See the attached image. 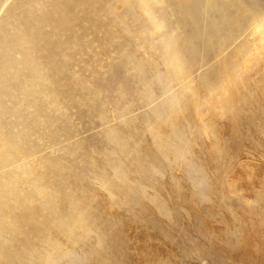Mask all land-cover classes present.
I'll return each mask as SVG.
<instances>
[{
  "label": "rangeland",
  "instance_id": "1",
  "mask_svg": "<svg viewBox=\"0 0 264 264\" xmlns=\"http://www.w3.org/2000/svg\"><path fill=\"white\" fill-rule=\"evenodd\" d=\"M233 1L235 2L229 5V9L236 8L238 2L237 0ZM259 1L264 6L262 2L264 0ZM226 2H229V0H226ZM186 12L187 11L181 10L179 7H174L173 10L171 9V12L168 10L170 18L167 23H171L172 25L167 24V29L164 27L166 31L163 30L164 33L169 36V34L172 33L171 29H175V34L178 36L180 35V37L177 36V43H179L180 38H185V36V42L193 45L197 43L196 45L199 51L197 49L191 50L189 46L190 49L185 50L187 59H190H188V66L183 68L179 75H175L171 78L170 75L168 76L169 69L165 66L166 49L164 48V41L167 35L162 42L159 40L160 38L156 39L150 37L149 45H145V47H134L135 56L133 58L135 60H133L135 63L126 67L125 74L129 76L130 79L128 86L132 89V92L134 91L128 98L120 97L118 88L112 86L110 88L112 91L100 92L95 99H83L79 95L82 87H75L73 88V98H76L74 104L65 105L63 101L61 102L60 112L61 114L63 113L64 130L67 131V133H60L57 139L58 141L55 140L52 143L48 141L46 134L42 137V134L32 137V141L34 142H32V144H34L32 148H34V150L30 155L25 157L27 159H25L26 162L29 163L30 160L33 162L40 161L42 158H48V156H50L49 158H58L61 162V168H57L55 171L51 172L58 174V177L55 176V178H58L55 184H58L57 188L61 186L62 191L58 194L59 196H48L50 194V190L48 189H50L49 187L52 184V179L49 180L45 178L40 182V186L42 185L41 188L39 186L40 190L33 192L35 195L33 198L34 201L32 200L33 202H29L26 208L38 209L41 205L39 209L42 211L44 210L43 212L46 213L51 211L57 213L63 211L67 212V210L69 211V208H67L68 201L70 198H73L75 200L78 199L76 202L81 205L80 207H82L84 211L82 212L85 214H83L85 220H89H86V226L88 227L84 228L85 232L82 231L80 236L78 235L77 238L74 237L76 240L74 239L72 243H67V251L64 253L65 250H61L60 258L54 259L55 261L53 259L50 260L52 264H88L89 260L92 263H96L97 259H94L96 256H92L90 250L91 247H95L98 249L99 253L108 255L107 250L100 251L101 247L96 243L98 235H100V233L105 234L106 229L108 231L105 235L110 236V242H114L118 245L116 252L118 255L117 264H264V33H262V27L251 22L235 37L232 44L227 45L223 52L216 54L211 49L208 51L207 46L212 43L215 37H218V35H213V37L209 35V30L212 31V27H209L210 24L219 16L217 9L211 1H203L200 11L197 14L198 21L196 22L193 20V13ZM195 23L198 29V38L191 40L188 34ZM182 33H184L185 36H182ZM240 34L243 36H240ZM205 36L206 38H204ZM142 37L143 35L137 34L135 39L141 40ZM181 40H183V38ZM192 41H194V43ZM242 41H246L249 44L243 52L238 48ZM252 43L254 44L251 45ZM158 44L162 47H156ZM81 55L84 59H88V64L91 62L93 63V60L96 59L97 62H99L96 68L100 74H103L105 77L111 75L112 69L108 66V63L111 61L110 59L113 58L111 52L107 55L102 54L101 49L94 44L90 51ZM144 56L148 59L147 61L144 60L147 64H145L146 68L144 67L143 69L140 64L136 62L142 61L141 58ZM224 58L228 59L232 65V73L230 72V76L225 83L228 88L224 86L219 94L209 95L204 92V85L209 81L212 82L211 80L215 75L224 70L223 68H218L219 61L224 60ZM192 59H194V61H192ZM77 62L78 61L71 64L69 71L70 75L80 76L85 73L84 82L86 83V87L93 88L90 73L88 70L85 71L81 69ZM100 62H103L106 66L102 67ZM162 69L164 70L162 71ZM206 71L207 73H205ZM152 75L154 77H152ZM150 78L151 80L149 81L148 79ZM170 82L172 85H170ZM115 89L116 91L118 90L117 93ZM228 89L230 92H228ZM224 93H228L226 94L227 96ZM104 94H106L105 97H110L106 99L108 101L103 97ZM96 100L100 102L103 100L102 107L106 108L105 111L109 113L106 112L102 115L92 113L91 106L94 101L97 102ZM195 101L196 107L192 108V103ZM110 102H112L113 105L112 103L110 105ZM178 104L183 106H178ZM227 105L228 107L231 106L233 109L231 107L228 108ZM117 107L121 111H119ZM127 109L129 111H127ZM106 114H108L107 117ZM63 122L62 120L54 122L53 124L42 127V129L48 131V128L53 129L56 125ZM127 123L130 124L128 125ZM169 123L174 124L169 126ZM125 126L127 128L129 127V130L130 128L132 129L130 133L127 128H124ZM204 126L206 133L203 131ZM113 130L121 131L122 134H125V138H122L123 140H126L130 136L134 138L133 140V138L130 137L129 140L132 138V142L127 139L132 145L131 150L125 148V151H123L124 149L119 143L121 140L117 141L111 137ZM136 130L138 135L135 134ZM126 133H128L127 138ZM132 134L137 137H134ZM103 135H105L106 138H104ZM174 136L176 138H174ZM216 136L220 139V142L218 141L219 144L216 143L217 140H219ZM162 137L170 139L166 145L167 147L172 143L168 148L163 147L164 149L170 148L167 151H164V149L159 151L155 143ZM206 137H208V139ZM215 137L216 142L214 141L212 143L211 141H213ZM182 138L185 140L183 139L182 141ZM209 138L211 139L209 140ZM178 140L180 142H178ZM193 140H195V142ZM187 141L192 143V146L189 145L190 143ZM116 142L119 146L116 145ZM101 143L105 145L103 146ZM70 145L76 148L75 156H69L67 152V148ZM221 146L223 148L225 147L226 152H223L224 150ZM98 147L102 149L100 150ZM145 147L148 148V152ZM173 147L174 151L172 153L171 150H173ZM133 148L134 150L136 149L142 152H144L145 148V153L147 154V160H143V163L137 167L136 164H133V154L131 153L134 151ZM189 148H192V150H189ZM177 149L178 152L175 151ZM179 149L181 150L179 151ZM101 151H106L107 153ZM113 151L117 154H115V152L113 153ZM175 152L178 158L175 157ZM159 153L161 155H157ZM188 153L190 158L193 157L194 159H189ZM192 153L195 154V156L191 155ZM165 154L170 157L168 158ZM186 154L188 157L185 156ZM158 156H161V158L163 157V159L160 160ZM179 156L181 158H179ZM215 156L218 157L216 158ZM221 156L223 159H221ZM120 158L122 159L121 162L123 161L122 163L124 164L119 161ZM184 158L186 160H184ZM195 158H198V160ZM164 159H166V161H162ZM215 159H217V161ZM218 159L223 161L220 162ZM83 160L97 162L95 164L97 168H91L90 164H88L87 166L89 168L86 170L87 174L80 175L71 173L72 166L80 165ZM110 160L114 162L118 161L119 163L115 162L116 164L114 165V162H109ZM103 161L105 162L104 164ZM158 161L161 163L159 162L158 164ZM130 162H132V164H130ZM174 162L175 165H173ZM66 164L68 165L66 166ZM109 164H111L112 167ZM120 164L128 168L129 174L126 176L128 179L127 181L131 180L129 183H133L132 185H134L136 189V191L131 194L133 195L132 198L131 195L128 197L129 200L131 198L132 202L130 201L125 204L120 203L112 193L114 192L112 190H115L117 185L120 187L122 181L115 179V185L110 186L104 184L99 176V172L102 168L114 174V169H119L121 167ZM170 165H172L171 168ZM179 165L184 166L181 167V169ZM84 166H86V164H84ZM165 166L166 168H164ZM176 166L179 168L177 167V169ZM135 167L140 169H136ZM149 167L155 170L150 169V171ZM36 168L39 169L40 166ZM133 169L136 171L134 172ZM66 171L67 173H65ZM134 175L135 177H133ZM143 179L146 180L143 181ZM136 180H138V182ZM139 180H142L143 183ZM28 184H30V187ZM44 186L47 188L46 192ZM145 186H147V188ZM141 187L146 191V198L144 196L139 197L138 190H143ZM31 188L33 189V186H31L29 182H24L22 185V189L25 192ZM209 188L211 190H209ZM41 190H44L43 192L45 194L49 193L47 195L48 197H45V195H41L40 197L37 192ZM137 192L138 194H135ZM134 195L137 198L136 200L141 198L143 204H147L145 206H147L148 210L145 208L142 210L139 205L133 206V201H135ZM112 196L113 198H111ZM49 198L51 200H48ZM145 200L147 201L145 202ZM55 202L56 204H54ZM159 202L162 203L163 209L159 207ZM137 206L142 211L137 208ZM122 207L124 208L122 209ZM134 207L135 209H133ZM130 209L132 211H130ZM144 211L146 213H144ZM105 225L108 227H105ZM19 237H21V235L6 233L2 235V244L8 246L12 244V242H17ZM52 238L49 239L48 237V239H45L33 236L27 248L50 244V242L54 240V238ZM67 246H64V248ZM99 253L96 255L99 256Z\"/></svg>",
  "mask_w": 264,
  "mask_h": 264
},
{
  "label": "bare ground",
  "instance_id": "2",
  "mask_svg": "<svg viewBox=\"0 0 264 264\" xmlns=\"http://www.w3.org/2000/svg\"><path fill=\"white\" fill-rule=\"evenodd\" d=\"M220 1L226 2V0H220ZM237 2L238 3L236 5V8L228 9L226 16L222 20V22L217 23V22H215L216 20H213L216 25L213 26L212 31L209 30L210 31L209 35L212 37H213V35H216V36L218 35V37L217 38L215 37V39L212 40V43H210L207 46L208 51H209V49H211L216 54L223 52L225 50L226 46L232 44L235 40V37L243 31V29L246 27V25L250 24L251 22L256 23L257 26L262 27V33H264V6L262 5V3L259 0H237ZM262 2L264 3V1H262ZM191 3H192V0H0V264H44V263L52 264V262L50 260L60 258V253H61L60 251L61 250H65L64 253L67 251V248H68L67 243H72V241H74V239L76 240L78 235L80 236V233H82V231L85 232L84 228L88 227L86 225H87V221H89V220H87V219H86L87 221L85 220V216H84L85 214L83 213L84 211L82 210V207H80L81 205L76 202L78 199L75 200L73 198H70V200L68 201V207H67V208H69V211L66 209L67 212H64L62 210L63 212H60V213H57L54 211L46 213V212H43L44 210L42 211L41 209H39V207L41 205L38 207V209L33 208V207H32L33 209H31V208L27 209L26 208L27 204L29 202H31L35 196L33 194V192L40 190L39 189L40 182L45 178H48L49 180L52 179L51 183L53 184V186H52V184L50 187L48 186L50 188V189H48V190H50V194L49 193L45 194L43 192L44 190L43 191L41 190L42 192L41 191L37 192V194L40 195V197H41V195H43V196L45 195V197H46L48 194H49L48 196L52 195V197H53V196L58 195L62 191L61 186L59 188H57L58 184L57 185L55 184L56 180L58 179V178H55V176L58 177V174L55 172L54 173L51 172V171H55L57 168H61V166H60L61 162L59 161L58 158L57 159L52 158V157L49 158L50 156H48V158H44V159L42 158V160L39 159L40 161H34L33 162L30 160L31 162L30 161H29V163L26 162L27 159L25 157L27 155H30L32 153V151L34 150V148H32L34 145V144H32V142H33L32 137L40 136L41 134H42L41 135V137H42L46 134L48 141L52 143L58 139L60 133H62V132L67 133V131L64 130L65 124L63 122V120H64L63 113L61 114V112H60L61 111V102L63 101L65 103V105L74 104L76 98L75 99L73 98V93H74L73 88H75V87H80V88L82 87V90L80 91L79 95L83 99L84 98L85 99H88V98H91V99L94 98L95 99L100 92L112 91L110 89L112 86L118 88L119 92H118V90L116 91V89H115V91H116V93L117 92L119 93L120 97L128 98L130 96V94L133 93L134 91L132 92V89H130L128 86L130 79H129V76H127L125 74V70H126V67L135 63L134 62L135 59L133 58L135 56L134 47L135 46L145 47V45H149L150 44V42H149L150 37L156 38V39L160 38L159 40L162 42V40L167 35L164 33V31H166L164 29V27L166 28L167 24L172 25L171 23H167L169 21V18H170L169 14H168V10L171 12V9L173 10L174 7H179V8H181V10H184L185 8L190 9L189 5ZM182 8H184V9H182ZM187 12L189 13L190 11H187ZM171 20H172V18H171ZM210 20H212V19H210ZM199 21H201V20H199ZM171 30H172V33H170L169 36L167 35L168 37L166 36V39L164 41V48L166 49L165 66H167V68L169 69L168 70V76L170 75V78L175 76V75H179L180 71L183 70V68L188 66V63H189L188 59H190V58L187 59V55L185 53V50L190 49L189 47H191V50L197 49V45H196L197 43L193 45V44H189L188 42H185L184 39L186 38V36L184 33L181 34L182 36L183 35L185 36V38L182 37L184 42H183V40H181L182 38H180L179 43H177L178 42V40H177L178 35L175 34V32H176L175 29L172 28ZM171 30H169V31H171ZM137 34L143 35L141 40L135 39ZM240 36H243V35L240 34ZM178 37H180V35ZM196 38H198V37H196ZM204 38H206V36ZM192 42L194 43V41H192ZM209 42H210V40H209ZM94 44H96L101 49L102 54L107 55L110 52L113 54V58L110 59L111 61L108 63L109 68L112 69V73H111V75H109L107 77H105L103 74H100L99 71L97 70L96 66L99 64V62H97L96 59L93 60V63L91 62L92 64L91 63L88 64V59H84L81 55L87 51H90L92 49V47L94 46ZM253 44L254 43H252L251 45H253ZM248 45H249L248 42L242 41V43L240 44V46L238 48L241 52H243L247 48ZM199 46H201V45H199ZM156 47H162V46L160 44H158ZM254 47H255V45H254ZM254 47H251V48H254ZM189 55H191V54H189ZM201 55H203V54H201ZM147 56H149V55H147ZM232 56H234V55H232ZM138 59H140V58H138ZM147 59L148 58L144 56L143 58H141L142 61H139L136 63L140 64V66L144 69L145 64H147V63H145L147 61ZM194 59L198 60L197 58H194ZM194 59H192V61H194ZM144 60H146V61H144ZM241 60H242V58H241ZM76 61H78L77 63H79V67L81 69H84L85 71L88 70V72L90 73L93 88L92 87L88 88V86L86 87V83L84 82L85 73H83L81 75L78 73L80 76H73L72 74L70 75V73H69L70 66L72 63H75ZM100 65L102 67L106 66V64H103V62H100ZM211 68H213V67H211ZM218 68L219 69L223 68L224 70L222 72L220 71L217 75H215V77L211 80L212 82L209 81L204 85V92L208 93L209 95L210 94L211 95H217L222 91L224 86L227 87V84L225 85V83L227 81V78L230 76L229 74H230L231 69H232L231 62H229L228 59L224 58V60L219 61ZM163 70L164 69H162V71ZM85 71H83V72H85ZM145 71H146V69H145ZM127 72H128V70H127ZM188 72H190V71H188ZM205 73H207V71ZM152 77H154V76L152 75ZM229 79H231V78H229ZM148 80L150 81L151 78ZM158 80H159V78H158ZM164 80H166V79H164ZM230 83H232V82H230ZM89 85H91V84H89ZM168 85H169V83H168ZM170 85H172L171 82H170ZM175 85H177V84H175ZM147 86H148V83H147ZM163 86H164V84H163ZM178 86H179V84H178ZM168 87H171V86H168ZM144 90H145V88H144ZM168 90H170V89H168ZM228 92H230L229 89H228ZM106 94H104L103 97H105ZM226 94H228V93H226ZM222 95H223V93H222ZM109 98H110L109 96H106L105 100L109 99ZM135 98H136V95H135ZM101 101L103 102V100H101ZM106 101H108V100H106ZM102 102H100L98 100L97 102L94 101L92 103V106H91L92 113H97L98 115L99 114L102 115V114L107 112V111H105L106 108L102 107V105H103ZM235 102H237V101H235ZM111 103L112 102H110V105H111ZM197 103H198V101H197ZM112 105H113V103H112ZM179 105H181V104H178V106ZM181 106H183V105H181ZM195 107H196V101L192 103V108H195ZM227 107H228V105H227ZM229 107H231V106H229ZM231 108H230V110H231ZM79 109H81V108H79ZM117 109H118V107H117ZM118 110H116V111H118ZM122 110H123V108H122ZM119 111H121V110H119ZM127 111H129V110L127 109ZM238 111H239V109H238ZM239 112L241 113V111H239ZM107 113H109V112H107ZM242 113H243V111H242ZM76 114H77V112H76ZM107 115L108 114H106V117H107ZM117 115H118V113H117ZM233 116H234V114H233ZM237 118H235V119H237ZM136 119H138V118H136ZM169 119H170V117H169ZM61 120L63 123L56 125L53 129L48 128V131H44L42 129V127H44V126L53 124L54 122H58ZM182 122H183V120H182ZM124 123H125V121H124ZM130 123H127V124L129 125ZM127 124H125V125H127ZM171 124H174V123H171ZM171 124L169 123L168 125L170 126ZM150 125H151V123H150ZM174 126H173V128H174ZM205 126H204V130H203L204 132L206 131ZM51 127H52V125H51ZM124 128H127V127L125 126ZM131 130L132 129L130 128L129 133ZM133 130H135V129H133ZM113 131H112L111 137L117 141L121 140V142H119V143L121 144L122 148L124 149L123 151H125V148L131 150L132 145L130 144V142H128V140L132 136H130V137L128 136L129 138H127L128 133H126V138L128 140L127 139L123 140L122 138L123 137L125 138V134H122L121 131H114V133H113ZM125 131H127V130H125ZM73 132H75V131H73ZM136 132H137V130L135 131V134L138 135V133H136ZM171 132H174V131H171ZM108 135H110V134H108ZM108 135H107V138H108ZM132 135L134 137H137L134 134H132ZM103 136H104V138H106L105 135H103ZM216 137H215V139L213 138L214 140L211 141L212 143L214 141L216 142ZM132 138H131V140H132ZM174 138H176V137L174 136ZM206 138L208 139V137H206ZM63 139H65V138H63ZM183 139L184 138H182V141H183ZM210 139L211 138H209V140ZM131 140H129V141H131ZM133 140H134V138H133ZM169 140L170 139H167L166 137L165 138L162 137L161 139H158V141L155 142L157 144L158 150L160 151V150L164 149L163 147L168 148L172 144V143L169 144L168 147L166 146ZM188 140H190V139H188ZM193 141L195 142V140H193ZM218 141L220 142V139L217 140L216 143H218ZM63 142H64V140H63ZM178 142H180V141L178 140ZM187 142H189V141H187ZM133 143H134V141H133ZM173 143H175V142H173ZM40 144H41V142H40ZM191 144L192 143H190L189 145H191ZM102 145L104 146L105 144H102ZM116 145H118L117 142H116ZM103 146H101V147H103ZM146 147H147V144H146ZM216 147H218V146H216ZM98 148H100V147H98ZM105 148H106V146H105ZM145 148H144V152H142L140 150H136V149L134 150V148H133L134 151L131 152L133 154L132 155L133 162H134L133 164H136V167L141 165L143 163V160L145 161V159L147 158V154L145 153L146 152ZM166 148L164 149V151H167L170 149V148L169 149H166ZM101 149L102 148H100V150ZM146 149L148 152V148H146ZM190 149L192 150V148H189V150ZM141 150H142V147H141ZM180 150L181 149H179V151ZM215 150H213V151H215ZM223 150H224L223 152H226L225 147L223 148ZM83 151H84V149H83ZM171 151L173 153L174 147H173V150H171ZM175 151L178 152V149ZM67 152L69 153V156L70 155L75 156L76 148H74L72 145H70L67 148ZM101 152H104V151H101ZM114 152L115 151H113V153ZM194 152H195V150H194ZM217 152H219V151H217ZM223 152H221V153H223ZM50 154H51V152H50ZM115 154H117V153L115 152ZM208 154H209V152H208ZM218 154H220V153H218ZM157 155H161V154L159 153ZM175 155H176L175 157L178 158L176 152H175ZM191 155L195 156V154H193V153ZM216 155H217V153H216ZM165 156H167V155L165 154ZM185 156H187V154ZM188 156H189V153H188ZM123 157H125V156H123ZM152 157H153V155H152ZM158 157H160V160L163 159V157L161 158V156H158ZM93 158H94V156H93ZM154 158H153V160H154ZM179 158H181V157L179 156ZM198 158L197 159L195 158V159L198 160ZM96 159H95V161H96ZM173 159H175V158H173ZM189 159H194V158L193 157L190 158V156H189ZM221 159H223L222 156H221ZM72 160H73V158H72ZM121 160L122 159L120 158L119 161L121 162ZM153 160H151V161H153ZM184 160H186V159L184 158ZM215 160L217 161V159H215ZM111 161L112 160H110L109 162H111ZM162 161H166V159H164ZM222 161L223 160H221L220 162H222ZM112 162H114V161H112ZM115 162H114V165L116 163H119L118 161L116 163ZM159 162L160 161H158V164H159ZM171 162H173V161H171ZM179 162H180V160H179ZM96 163L94 161L88 162L87 160H85V161L83 160L80 165H73L72 166L71 173H76V174H80V175L81 174H87L86 170L89 168L87 165L90 164L91 168H95ZM104 163L105 162L103 161V164ZM181 163H182V160H181ZM208 163H210V162H208ZM62 164H63V162H62ZM84 164H86V166H84ZM122 164H124V163H122ZM130 164H132V162H130ZM162 164H163V162H162ZM166 164L169 165L168 163H166ZM197 164H198V162H197ZM67 165L68 164H66V166ZM109 165L111 166V164H109ZM173 165H175V162ZM216 165H218V164H216ZM39 166H40V168H39ZM171 166L172 165H170V168H171ZM183 166L184 165H181V166L179 165L180 168ZM36 167H38L39 169H37ZM111 167H110V169H111ZM177 167L178 166H176V168ZM164 168H166V166ZM136 169H140V168H136ZM147 169H148V167H147ZM150 169L155 170L152 167H149V170ZM36 170H38V171H36ZM106 170L107 169L103 170V168H102V170L99 172V176L101 178V181L104 184L110 185V186L115 185V179L122 181V184H120V187H118V185H117L116 189L112 190V191H114L112 193L116 196V198L118 199V201L120 203L125 204L127 202H130L131 198L133 196L131 194H133L136 191V189H135V186L132 185L133 183L132 184L129 183L131 180L127 181L128 179L126 176H127V174H129L128 168L124 167V165L123 166L121 165V167L119 169H114V171H113L114 174H112V172L111 173L107 172ZM67 171L65 173H67ZM133 171L135 172L136 170L133 169ZM138 171L142 172L141 170H138ZM173 171H174V169H173ZM37 172H39V173H37ZM88 173H90V172H88ZM146 173H147V171H146ZM139 174H142V173H139ZM143 174H145V173H143ZM63 175H65V174H63ZM136 175H138V174H136ZM138 176H140V175H138ZM138 176H136V177H138ZM133 177H135V175ZM145 180L143 179V181H145ZM45 181H47V180H45ZM69 181H71V180H69ZM120 181H119V183H120ZM136 181L138 182V180H136ZM139 181H142V180H139ZM143 181H142V183H143ZM24 182L31 183V186H33V189L31 188L25 192L22 189V185ZM119 183H117V184H119ZM142 183H141V185H142ZM29 185L30 184H28V186ZM41 187H42V185L40 186V188ZM86 187H88V186H86ZM91 187H93V186H91ZM145 187L147 188V186H145ZM44 188H45V192H46L47 188L45 186H44ZM112 188H114V187H112ZM141 188L143 189V187H141ZM228 188H229V185H228ZM69 189H70V187H69ZM221 189H222V187H221ZM64 190H65V188H64ZM78 190H80V189H78ZM209 190H211V189L209 188ZM138 191H139V195H140L139 197H142V196L145 197L146 196L145 189L138 190ZM209 192H208V194H209ZM206 193H207V191H206ZM135 194H138V192ZM129 195H131L130 200L128 198V197H130ZM134 197H135V195H134ZM82 198H83V196H82ZM111 198H113V196ZM136 199L137 198L135 197V199H134L135 201H133L134 202L133 206L139 205V207L142 210H144V208L148 210L147 206H145L147 204H143V202L141 201L142 200L141 198H138V200H136ZM43 200H45V199H43ZM48 200H51V199L49 198ZM52 200H54V199H52ZM95 201H96V198H95ZM146 201L147 200H145V202ZM79 202H80V200H79ZM83 202H84V200H83ZM154 202H156V201H154ZM37 203H38V201H37ZM96 203H97V201H96ZM54 204H56V202ZM46 205H47V203H46ZM86 205H87V203H86ZM139 207L137 206V208H139ZM159 207L163 209V205L161 202H159ZM49 208H50V206H49ZM59 208H60V206H59ZM123 208L124 207H122V209ZM85 209H86V207H85ZM127 209H128V207H127ZM133 209H135V207ZM125 211H126V209H125ZM130 211H132V210L130 209ZM115 213H116V211H115ZM144 213H146V212L144 211ZM147 215H149V214H147ZM86 216H87V214H86ZM90 216H88V217H90ZM107 220H108V218H107ZM105 222H106V220H105ZM108 223H109V220H108ZM113 225H114V223H113ZM105 227H108V226L105 225ZM107 231L108 230L106 229L105 234ZM6 233H10L12 235H21V237L18 238L17 242L15 241L14 243L12 242V244H10V245L5 246L4 244H2L1 238H2V235H5ZM105 234L100 233V235H98V239H97L96 243L99 245V247H101L100 251H102V250L106 251L107 250L108 255H103V254L98 252L97 248L91 247L90 253L92 254V256H94V255L96 256L94 259L95 260L97 259V261H96V263L95 262L92 263L89 260L88 264H117L118 255L116 252L118 249V245L115 244L114 242L111 243L110 242V236L109 235L106 236ZM33 236H38V237L45 238V239L46 238L48 239V237H49V239H51L53 237L54 240L52 242H50V244L41 245L39 247L27 248L29 246L28 244H30V241H31ZM10 237H12V236H10ZM74 237H76V238H74ZM8 239H9V237H8ZM42 244H43V242H42ZM64 246H67V247L64 248ZM98 253H99V256L96 255Z\"/></svg>",
  "mask_w": 264,
  "mask_h": 264
},
{
  "label": "water",
  "instance_id": "3",
  "mask_svg": "<svg viewBox=\"0 0 264 264\" xmlns=\"http://www.w3.org/2000/svg\"><path fill=\"white\" fill-rule=\"evenodd\" d=\"M205 0H192V3L189 5L190 9H184V11H190L191 13H193V17H194V21H198V13L200 11V7L202 2ZM212 2V4L214 5V7L218 10L219 12V16L218 18L214 19L216 20L215 22L220 23L222 22V20L225 18L226 13L229 9V5L233 4V0H229V2H221L220 0H209ZM214 21H212V23L210 24V26L213 28L215 24ZM209 26V27H210ZM197 33H198V29L196 27V24H194L188 34L189 39L193 40L196 39L197 37ZM159 113V112H158Z\"/></svg>",
  "mask_w": 264,
  "mask_h": 264
}]
</instances>
